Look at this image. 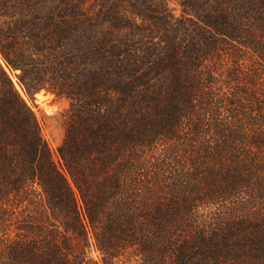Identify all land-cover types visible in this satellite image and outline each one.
<instances>
[{"label": "trees", "instance_id": "trees-1", "mask_svg": "<svg viewBox=\"0 0 264 264\" xmlns=\"http://www.w3.org/2000/svg\"><path fill=\"white\" fill-rule=\"evenodd\" d=\"M0 264H264V0H0Z\"/></svg>", "mask_w": 264, "mask_h": 264}, {"label": "rangeland", "instance_id": "rangeland-1", "mask_svg": "<svg viewBox=\"0 0 264 264\" xmlns=\"http://www.w3.org/2000/svg\"><path fill=\"white\" fill-rule=\"evenodd\" d=\"M15 83L19 94L34 115L41 133L52 151L54 160L60 166V160L58 158L56 148L60 144L63 137V127L60 116L63 111L67 109L68 101L63 98H58L45 90L36 93L32 97H28L17 84L16 80ZM88 253L93 260L99 259L94 248H91Z\"/></svg>", "mask_w": 264, "mask_h": 264}]
</instances>
